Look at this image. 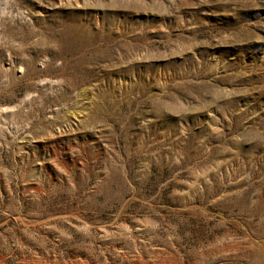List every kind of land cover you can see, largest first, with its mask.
I'll list each match as a JSON object with an SVG mask.
<instances>
[{
	"label": "rangeland",
	"instance_id": "obj_1",
	"mask_svg": "<svg viewBox=\"0 0 264 264\" xmlns=\"http://www.w3.org/2000/svg\"><path fill=\"white\" fill-rule=\"evenodd\" d=\"M0 264H264V0H0Z\"/></svg>",
	"mask_w": 264,
	"mask_h": 264
}]
</instances>
